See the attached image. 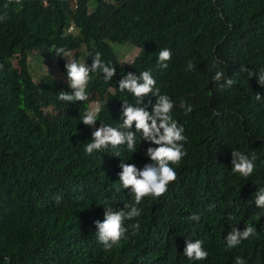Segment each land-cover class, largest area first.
<instances>
[{
    "label": "trees",
    "instance_id": "1",
    "mask_svg": "<svg viewBox=\"0 0 264 264\" xmlns=\"http://www.w3.org/2000/svg\"><path fill=\"white\" fill-rule=\"evenodd\" d=\"M90 1L0 0V14L9 16L0 22V264H235L237 256L264 264V210L254 202L264 188V87L240 72L241 65L264 68V0ZM113 43H131L139 52L123 63ZM82 45L85 60L72 58L91 65L100 53L116 75L106 82L103 73H91L88 101H60L59 92L72 91L67 61L50 51L70 53ZM16 48L17 65L11 59ZM162 48L172 51L165 70L156 63ZM33 57L53 61L62 77L49 69L36 79ZM189 60L195 71H186ZM213 63L234 79L233 87L213 83ZM142 71L175 102L172 115L185 129L186 155L172 166L177 179L167 192L144 198L141 215L127 222L139 223V231L133 235L129 227L106 251L95 235L102 204L120 210L134 203L129 190L117 191L121 160L143 169L151 163L147 148L155 145L137 136L135 152L120 146L116 157L114 149L88 155L85 144L101 123L118 127L122 103L135 104L118 82ZM156 100L149 94L140 106L151 112ZM91 103L102 108L95 128L81 120ZM233 150L255 152L250 177L232 172ZM248 225L256 234L228 249V233ZM189 239L203 242L206 260L183 255Z\"/></svg>",
    "mask_w": 264,
    "mask_h": 264
},
{
    "label": "clouds",
    "instance_id": "2",
    "mask_svg": "<svg viewBox=\"0 0 264 264\" xmlns=\"http://www.w3.org/2000/svg\"><path fill=\"white\" fill-rule=\"evenodd\" d=\"M18 3L19 0H16ZM5 8L8 5L5 4ZM9 19L8 12L0 14V22H6ZM54 58L63 57L66 59L65 68L67 71V83L71 88V93L61 91L58 99L65 102L88 101L87 85L90 80V74L101 72L104 80L112 81L116 75V67L110 63H105L101 59L100 53H96L92 57L91 65L80 63L77 59L72 58L69 52L63 47H56ZM172 58V51L169 48H162L157 54L158 69L165 70L169 67ZM186 71H195V65L189 60L186 64ZM209 72L213 75L211 79L220 89L231 88L235 85L233 78L225 76L216 63H213ZM240 72L247 73V78H255L261 87H264V68L259 71L249 69L241 65ZM119 91L127 92L135 98V104L124 101L121 106V117L118 127L101 123L99 128H95L97 117L102 111L100 104L88 107L81 120L85 126L95 128L92 132V139L85 144V152L92 155L96 152H103L105 149H114V156L120 157V146H126L129 152H135L137 147V136L142 141L148 142L149 146L145 155L150 158L151 163L144 165L143 169H139L135 164H129L123 160L119 167L122 169L119 175V187L129 190L134 198V203H126L120 210H115L112 204L107 201L102 204L104 206V220L95 221L98 229L96 232L97 240L103 245L104 249L111 250L118 245L129 227L135 235L140 228L139 223H133L128 226L127 222L133 221L142 213V209L138 207L146 197L159 198L163 196L171 182L177 179V173L172 167L178 166L182 158L186 155L184 151V143L187 137L184 135L183 125L173 118L172 111L175 102L166 94H161L160 89L156 87V80L150 71H142L139 75L132 72L122 76L119 80ZM153 94L157 97L156 103L152 105V111L149 112L146 107L140 105L144 102V97ZM260 94H256V100H261ZM180 107L185 113H191L192 107L181 101ZM133 127L135 131H133ZM232 172L239 174L243 178L250 177L256 167L255 161L257 156L255 152L246 154L239 150H233L231 153ZM59 199V198H57ZM255 205L257 208L264 210V188H260L255 193ZM233 219L234 217H229ZM191 220L199 221V215H192ZM256 227L248 225L243 231L238 228L233 229L225 238L228 249L239 246L242 241L248 240L256 234ZM201 240L193 242L189 239L186 242L183 255L189 260L203 261L208 257V252L204 250ZM235 264H245L242 257L235 258Z\"/></svg>",
    "mask_w": 264,
    "mask_h": 264
},
{
    "label": "rangeland",
    "instance_id": "3",
    "mask_svg": "<svg viewBox=\"0 0 264 264\" xmlns=\"http://www.w3.org/2000/svg\"><path fill=\"white\" fill-rule=\"evenodd\" d=\"M91 6L95 5V0L90 1ZM112 47L116 54L122 59L123 63H131L136 55L139 52V49L131 44V43H113ZM71 57L77 58L79 61L83 62L87 55V49L85 45L80 46L75 51L69 53ZM11 59L13 60L14 64H18L20 59V50L16 48L14 52L11 53ZM30 67L32 69L33 74L35 75L36 79L47 72L49 69L53 70V73L56 77H62V73L60 69L56 67L53 61H45L42 57H33L30 60ZM95 103H91V106H94Z\"/></svg>",
    "mask_w": 264,
    "mask_h": 264
}]
</instances>
